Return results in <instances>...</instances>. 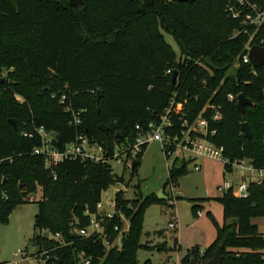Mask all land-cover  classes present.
Wrapping results in <instances>:
<instances>
[{"label":"trees","instance_id":"16d2710c","mask_svg":"<svg viewBox=\"0 0 264 264\" xmlns=\"http://www.w3.org/2000/svg\"><path fill=\"white\" fill-rule=\"evenodd\" d=\"M229 3L234 0H83L77 7L69 0H0V70L6 76L0 87V219L40 192L31 243L44 264H83L80 253L90 264H138L144 209L171 200L143 197L138 183L132 199L122 190L114 196L115 214L107 225L110 243L118 235L113 227H122L121 217L128 220L120 248L106 249L98 237L79 235L96 214L102 194L122 179L109 162L64 159L46 165L44 157L33 153L41 146L40 127L56 133L50 140L56 151L85 135L112 155L114 145L133 144L139 131L157 124L171 102L172 125L165 132L178 140L184 121L192 124L206 105L219 106L217 121H212V110L201 113L215 131L206 139L230 161L248 160L264 168V65L253 68L242 61L247 45L264 40V23L255 33L250 28L245 33L227 13ZM98 90L103 94L96 105ZM238 94L253 103L243 115L236 108ZM41 101L46 108L40 110ZM74 116L79 125L71 124ZM243 122L250 139L243 136ZM100 125L109 128L107 134ZM146 146L134 157L132 175ZM176 162L168 166L163 188L188 174L191 161ZM223 173H230L226 163ZM263 188L264 180L251 183L245 198L230 191L215 198L224 220L214 240L200 254L188 251L179 264H190V259L203 264L218 247L221 264H264V236L253 223L264 217ZM205 200H190L194 217Z\"/></svg>","mask_w":264,"mask_h":264},{"label":"rangeland","instance_id":"374dc122","mask_svg":"<svg viewBox=\"0 0 264 264\" xmlns=\"http://www.w3.org/2000/svg\"><path fill=\"white\" fill-rule=\"evenodd\" d=\"M164 38L172 50L178 53L173 39L167 34H164ZM0 76L6 77L2 70ZM45 108L46 102L44 104L41 101L40 110ZM262 140L264 143V136ZM118 147L119 145H114L113 154L106 155L112 158ZM169 152L171 155L166 160L161 144L148 142L134 175L130 169H123L122 165L111 163L114 174L122 179V183L112 186L101 197L103 208L109 211L110 207L106 203L113 199L114 190H122L127 199H132L134 185L139 183L143 197L156 195L167 181V169L173 160L177 161L176 164L191 161L188 174L164 188L163 194L171 202H153L144 209L140 246L136 252L138 264H179L188 251L196 249L199 254L202 253L214 240L217 227L221 226L224 220L222 207L214 200L222 195L219 188L225 181L235 184L241 181L240 171L234 169L232 173H223V162L217 159H195L189 150L176 147ZM194 163L200 165V170L193 169ZM245 177L247 179L246 174ZM32 198L29 203L12 206L0 219V264H44L42 258L37 257V249L31 243L37 213L35 202L40 198V192L37 191ZM191 199H206L201 203V217L192 215ZM207 212H210V216H207ZM172 219L179 224L175 230L168 229V223ZM253 223L264 236V217L253 219ZM126 227V223H123L122 230ZM43 234L48 236L46 232ZM116 243H119V239Z\"/></svg>","mask_w":264,"mask_h":264},{"label":"built area","instance_id":"2783aa9c","mask_svg":"<svg viewBox=\"0 0 264 264\" xmlns=\"http://www.w3.org/2000/svg\"><path fill=\"white\" fill-rule=\"evenodd\" d=\"M227 13L231 18L237 19L244 26V32L247 33V28L253 29L254 33L259 27L264 23V0H234V3H229L226 7ZM254 35H250L249 39L252 40ZM260 45L264 46V40H259ZM251 46H246V53L242 58L244 63H249L247 58V52ZM167 74L171 73V70L166 71ZM229 100H233L231 95L228 96ZM173 102L171 105L166 108L163 114L159 117L158 123L148 126L149 130L145 132H140L135 139L133 144H122L118 147V150L114 153L112 158H109L106 155L105 148L100 145L96 140L90 139L85 135H77L75 141L66 145L62 151H56L50 145V140L53 138L52 133H48L42 127L37 129V134L41 138V146L34 149L33 153L35 155H40L45 158L46 165L48 163H57L63 161L64 159H80V160H89L95 163H115L122 165L123 169H130L134 161V157L141 150L143 144H148V142H158L162 146V151L165 156L171 155L169 152L170 147H176L178 149H186L193 153L195 159L198 157H208L217 159L221 162L226 163L230 166V173L234 169L240 171L241 181L237 184L233 182H224V184L219 188L223 192L230 191L233 196L238 198H245L248 194V187L251 183H262L264 180V168L256 169L254 168L248 160L240 161H230L229 159L223 156V149L212 145L207 139V136H213L215 134L214 130L209 129V121L202 117V112L206 109L213 111L212 121H217L220 118V107L213 105H206L202 112L198 115L195 121L192 124H187L184 121L183 125L186 127L182 131V138L177 139L176 137H169L166 135L165 129L171 127V111H172ZM72 125L76 126L80 124V120L74 116ZM136 129L139 130L138 126ZM190 133H194L195 137H190ZM27 136V134H23ZM2 160H0L1 162ZM194 170H200V165L198 163L193 164ZM247 176V179L245 177ZM30 200H33L32 196L29 197ZM110 210L107 211L103 208L102 201L96 205V214L90 217L89 226L85 229L78 231V234L83 237H98L102 240L105 247L108 249L110 247L120 248V238L122 234L128 229V220H125L121 217V222L126 223L127 227L125 230H122V227L117 225L113 227V231L117 232L118 235L110 243L108 238L110 237L107 225L115 214L114 211V197L112 200L106 203ZM202 215L201 210H197L196 216L200 217ZM179 224L175 219H172L168 223V229H176ZM119 239V243H116V240ZM83 264H90L88 259L83 258V253H80Z\"/></svg>","mask_w":264,"mask_h":264},{"label":"water","instance_id":"95a60500","mask_svg":"<svg viewBox=\"0 0 264 264\" xmlns=\"http://www.w3.org/2000/svg\"><path fill=\"white\" fill-rule=\"evenodd\" d=\"M169 1H176V2H190L193 0H169ZM83 0H69V4L71 6H82ZM247 58L248 61L250 63V65L253 68H258L264 65V46H259V45H252L248 52H247ZM176 76L177 73L174 71L172 74V83L175 82L176 80ZM5 82V79L3 77L0 76V87L2 86V84ZM102 91L98 90L96 95H95V102L96 105L99 104V100L102 96ZM253 103L247 99L243 94H238L236 97V108L238 109V111L243 115L244 114V108L246 106H252ZM9 123L11 124L12 128L15 129V124L12 120H9ZM99 129L107 134L109 131V128L106 127L105 125H100ZM241 131L243 133V136L245 138L250 139L251 138V133L248 127V124L246 122L241 123ZM52 137L55 139L56 138V133H52ZM137 164V160H134L132 163L131 167H134ZM120 190H114V196H116L118 194ZM164 193V188L162 187V189L160 190V192L158 194H156L155 196L159 199V200H166V196L163 194ZM262 193L264 194V188L262 189ZM222 263V256H221V248L218 247L214 252L212 257L206 261L203 264H221ZM190 264H197L193 259H190Z\"/></svg>","mask_w":264,"mask_h":264},{"label":"crops","instance_id":"0c3cea01","mask_svg":"<svg viewBox=\"0 0 264 264\" xmlns=\"http://www.w3.org/2000/svg\"><path fill=\"white\" fill-rule=\"evenodd\" d=\"M201 216H202V215H201ZM201 216H200V217H201Z\"/></svg>","mask_w":264,"mask_h":264}]
</instances>
